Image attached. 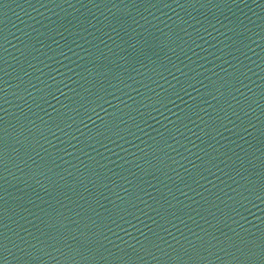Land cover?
Segmentation results:
<instances>
[{"label":"water","instance_id":"1","mask_svg":"<svg viewBox=\"0 0 264 264\" xmlns=\"http://www.w3.org/2000/svg\"><path fill=\"white\" fill-rule=\"evenodd\" d=\"M0 264H264V0H0Z\"/></svg>","mask_w":264,"mask_h":264}]
</instances>
